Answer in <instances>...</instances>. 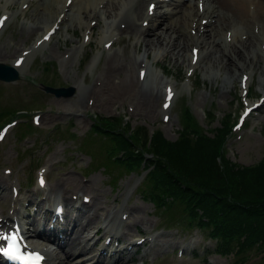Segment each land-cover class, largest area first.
<instances>
[{
  "label": "rangeland",
  "instance_id": "rangeland-1",
  "mask_svg": "<svg viewBox=\"0 0 264 264\" xmlns=\"http://www.w3.org/2000/svg\"><path fill=\"white\" fill-rule=\"evenodd\" d=\"M24 1L22 3L18 0H11L7 3V0H0V19L7 15L3 23L5 26L2 29L0 28V63L14 67L17 59L23 60L21 62L22 66H19L20 63L16 64L20 79L12 84L0 83V136H3L0 141V162L3 161L0 167V175L8 177L6 172L9 168V177L13 184L10 192L0 176V212L4 211L7 217H13L14 209L17 208L19 212L21 211L20 213H26L31 219L39 217L36 210L44 214L46 208H51L49 213H53L56 205L51 203L50 200L47 201L44 193L33 194L30 192L31 194H28V196L30 195L29 198L21 201L15 192V188L19 187L18 180L23 182L28 170L34 168L35 164L38 163L37 160L44 157L47 168L45 175H48L47 171L51 170L52 163L48 166L47 160L54 156V163L62 161L61 164L66 163L68 165V168L65 166V170L71 169L70 172H72H65L64 168H58L55 174V182L62 178L69 185L68 192L78 198L75 199L76 209L70 213V221H73V223L76 220L84 222L80 218L83 211L94 214L93 210L100 209L94 214L98 224L96 223V226L89 229V231H82L83 233H81L83 242L89 243L90 250L96 251L94 254L105 249L110 251L107 254L108 258L106 257L102 261L103 263L111 260L116 251L127 258H131L124 259L122 264H264V248L259 245L252 246L250 250L240 253L217 254L215 243L206 227H199L196 222H193L194 229H188L185 226L182 208L177 201H167V206L164 208L156 207L150 201L144 202L143 199H146L149 187L154 186L155 183L149 180L148 182L143 181L146 172L141 166L129 165V168H125L123 163L126 162L121 163V161L113 159L112 150L115 151L114 156L117 158L122 156L123 151L116 148V143L105 137L104 134L96 135L95 130L91 131L93 116L100 114L99 121H107L112 117L116 123L123 121L124 124H127L128 122L134 129L144 127L150 132L157 129L161 130L168 140L177 141L180 130V113L189 109L200 124L204 128H208L205 114L212 112L217 119L213 121L211 128L219 127L222 117L225 115H227L226 120L237 123V128L227 146V154L230 160L239 165L259 163L264 158V110L262 109L256 116H251L244 121H242V115L244 110L250 106L249 103H256L264 93V85L260 86L261 73L264 71L263 51L261 50L263 41L260 40V37L256 43L257 51L262 58L258 63L259 68L249 67L240 70L239 67L230 65L231 60L222 54L219 48L217 50L216 42L219 43V41L214 38H221L222 40L227 33L224 32L226 29L218 35L215 34L212 36L214 38L211 37V39H209V35H205L203 38L193 37L196 33L195 30H190L193 28L192 18L194 16H191L192 12H189L190 19H181L179 22V16L176 26L180 25V28H177L179 32L187 33L195 41L209 42L205 49H201L202 47L200 48L192 42L188 44L187 53L189 56H191V50L196 49L197 46V49L203 50L198 55L200 62L196 65L197 62L194 63V59L190 60L187 56L182 59L181 57L178 59L173 57L168 49L165 50L167 56H164V49L159 47L153 48L154 51L151 53L152 50L147 52L144 44H142L135 52L136 38L128 34L120 35L114 30L115 27L110 26L109 29L107 21L111 20L108 18H104L105 21L98 22L93 20L91 16L89 23L87 22L82 27L74 21L73 15L69 19H72L71 21L61 20V18L55 21V10L57 11L61 7V5H58L57 0H53L52 10H49L50 8L46 6L47 0ZM119 1L128 2V0H118L117 2ZM127 10L124 15L128 12ZM37 15L40 18L38 20L40 28L36 27L32 20ZM61 16L63 17V15ZM252 23L248 28L244 25H241L244 27H240L239 24L238 37L244 35L245 38L242 36L244 39L248 40L249 38L251 40L254 38L251 29L255 35H257L256 31L259 28L264 29V19L258 21L259 26L256 25L258 28ZM90 24L92 30H90ZM164 24H167L166 21ZM46 26L59 30L51 36L52 40L47 41L49 42L48 45L43 42V46H38L39 41L44 40V36L48 33L45 29ZM87 27L90 29L85 31ZM161 27L163 25L160 23L155 32L161 33ZM145 28H148V26H145ZM110 30L114 31V35L111 34L112 31ZM115 35H118L119 39L118 37L114 39ZM176 36L177 34L173 35V39ZM150 37L154 38L155 35H150ZM84 40L89 42L87 43ZM111 40L113 42L116 40V43L118 42L120 46L115 43L112 46ZM132 41H136L134 46L131 44ZM209 45L212 48H209ZM231 49H235V46H232ZM25 51L29 53L27 59H20L27 54ZM110 51H115L114 54L116 53L115 55H117L120 63L129 62L135 58L139 60L140 66L142 60L144 61V63H141V68L134 71L135 84L138 80L137 88L143 93H154L157 96H163V100L160 99L159 108H156L158 117L152 115L147 117L146 113L143 114L145 117L139 116L141 115L139 113L137 115L136 112L131 110V105L134 104L131 99H118L110 109L104 108L102 98L99 99L98 106L94 108L83 109L80 106L78 100L81 99L80 93L84 90L76 91V87L83 88L85 80L88 84L86 89H88L100 79L105 68L104 63L107 57L111 55L105 54ZM123 52L129 58H125ZM156 55L158 56L156 57ZM87 56L89 57L87 58ZM162 56H164L163 60H161ZM222 59L224 60L223 63L236 70V75L233 78L225 66L222 65ZM161 64H163L166 71L173 74L165 75L158 68V66L161 67ZM144 70H147L146 79L141 78V71ZM243 74L252 77L249 85L251 87H249V97H247V89L242 88ZM38 82L70 88L73 90V94L70 97L57 98L54 94L44 90ZM169 90L172 92L170 99ZM63 100L66 106L65 114L63 109L59 107V102ZM128 101L130 104H128ZM121 102L127 104L118 105ZM90 110L97 113L89 112ZM48 115L50 117H46ZM40 117H46L48 121L43 122L41 119V125L37 128L36 124L39 121L34 119ZM28 119H31V122ZM7 123L10 124V127L4 129L3 127ZM91 139L96 149L100 148L103 152L92 151L86 146V141ZM20 141L24 143L20 144ZM24 151L27 152L26 156L28 157L22 160L21 155ZM107 152L108 156L106 155ZM84 153L93 154V161ZM7 163H9V166L15 165L16 171L13 177L11 176V168H6ZM22 164H27L24 172V168H19ZM103 164H105V168L101 167ZM70 175L75 178L74 184L68 179ZM86 177L89 178L88 182L80 180ZM13 178L17 179L15 183L12 181ZM91 180H95L96 183L92 186L100 191L96 207L94 204L91 205L92 198L91 195L87 194L88 192L75 190L70 185L72 184L74 187L76 182L91 185ZM49 183L50 181H47L46 185L48 186ZM35 185H38V183L35 182ZM52 186H54V183L48 186L51 197L55 194V190L51 189ZM3 188L5 189V196H8L5 200L2 197ZM11 193L15 194L17 201L14 197H10ZM117 193L119 195L118 198L116 197L117 199L115 198L116 202L106 201L107 196L111 194V197H113ZM69 196L72 199V195L69 194ZM34 200L37 201L38 205L29 207L34 212L33 216V212L24 210V205L26 202L32 204ZM8 202L10 206L6 207L5 205ZM106 204L109 205L108 208ZM89 206L93 210L88 208ZM129 207L140 210V220H142L141 216L144 217L139 232H133L136 229L130 227L132 224L131 219L122 216L123 213H127L126 210ZM139 207H142L143 211ZM175 215L178 217L174 218ZM43 216H47V214ZM64 218L67 223V212H65ZM171 218L175 220L174 228L164 230L162 228L163 223ZM104 221H108L112 226L122 223V226L118 225L115 228L124 232L125 241L122 238L116 240L113 237L112 244L107 242L109 233L104 230L106 229ZM126 225L128 226L125 227ZM98 228L101 231L98 232ZM93 229H95V235L90 233ZM89 235L91 239L86 241L85 239ZM151 235H155L156 244L149 249L150 242L146 239ZM140 239H145L146 242L144 244L138 243L129 250L121 249L123 248L121 247L122 244L127 245L129 244L128 241H138ZM171 240L174 242L172 245L166 246V250H159L161 248L159 243ZM87 253H89V250L79 256ZM85 262L80 261L74 264H84Z\"/></svg>",
  "mask_w": 264,
  "mask_h": 264
},
{
  "label": "bare ground",
  "instance_id": "bare-ground-1",
  "mask_svg": "<svg viewBox=\"0 0 264 264\" xmlns=\"http://www.w3.org/2000/svg\"><path fill=\"white\" fill-rule=\"evenodd\" d=\"M18 1L22 2V0H18ZM105 1L106 0H73L72 5L68 6L67 4L68 0H65L64 5L58 8L57 11L55 10L56 17L54 16L55 17L54 19L55 21H58L62 17L61 15L63 14L62 20L64 19L69 20L71 18V15H73L74 21L77 22L78 25L83 27L84 25L87 24L89 20H91L90 19L91 16L93 17V19H97L98 22L103 21L104 18H108L111 20L114 16V19L110 22V26L115 27L114 30L118 32L120 35L128 34L136 38L137 45L135 46V52L138 51V47L140 45L144 44L147 52L156 47H159L160 49H164V50L168 49L171 51L170 52L171 55L173 57H177V59L180 57L182 59V58H185L186 56L189 57L190 60L194 59V55L191 54V56H189L187 53L188 44L191 42L193 44L196 43L197 45L202 47L201 49H205V47L209 44V42H205L203 40L195 41L187 33L184 34L182 31L179 32V30L176 27L178 20L171 22L170 25H166V27L161 33L154 34V30H152L154 23L152 25H150V23L152 22L158 23V21H164L166 19H169L172 15L170 14V10L162 11L159 14H157V12L153 13L150 10H144L142 6L144 7V2L148 0H138V3L136 0L135 7L131 8L129 11L127 10L128 11V14L126 13L127 16L126 14L124 15L127 7L122 2H117L118 0H110L104 3ZM150 1L152 2L151 4L155 3L154 0H150ZM9 2H11V0ZM52 2L53 0L46 1V6L50 8L49 10H52L53 8ZM207 2H211L213 4V11L211 12V15H214V17L216 18L213 20L208 19L207 25H209V23L211 22L215 23V28H214L215 33L205 34V35H209L210 37L209 39H211V37L214 36L215 34L218 35L219 32H221L222 30L226 29L228 32V30H231L234 28L233 27L234 24H232L233 16H231V13L235 14V21H236V26H237V36H238V30L240 28L238 26L239 24L242 23L247 28L248 26H250V23H249L250 21L246 20V19H249L250 17V12L248 9L250 1L248 0H207ZM101 5L103 7V10L97 8ZM191 16L193 17L192 18L193 28H196L198 31H201V28L203 29V31H209V28L207 25L202 27V24H201L202 21L201 22L194 21L195 18L198 16V14H195L194 12H192ZM204 19H207V18H204ZM263 19H264V15H262V20ZM32 20L36 27L38 28L41 27L39 26V22H38V20H40L39 15H37L35 19L32 18ZM3 23H4V19H3ZM145 23L149 24L148 28H145L144 26ZM1 25L2 24H0V26ZM49 27L50 26H46L45 29L47 31L51 30L52 27L50 28ZM256 28L258 27L256 26ZM110 31H112L111 34L114 35L113 34L114 31L113 30H110ZM171 31L173 32L170 33ZM152 34L155 35L154 38L150 37V35ZM175 34H177V36L175 39H173V35ZM205 35L204 34L201 35L200 38L204 37ZM227 37L228 35H226V37H223L222 40L221 38H214V37L212 38L219 41V43H217L216 40H214V42H216L217 44V50L219 48L220 52L231 60L232 63H230V65L239 67L240 70L243 68H249V67H252L253 69H258L259 68L258 63L260 62V60H262V58L259 56V53L257 51V46H256L258 38L254 36V38L252 37L253 39L251 40H249L248 38L249 41H243L242 38L238 39V41L237 40L236 41L239 44L237 45L235 43V49H231L232 46H230V44L233 43L235 39L228 42ZM209 48H212L211 45H209ZM202 51L203 50H200L199 53H202ZM123 56L125 58L126 57L129 58L125 52H123ZM235 59L237 62L235 61ZM199 60H200V57H198L197 61ZM223 61L224 60L222 59V65L225 66L226 70L233 78L236 75V70H233L230 67V65L223 63ZM141 63L139 66V60L135 58H133L129 62L125 61V63H120L118 61L117 55L115 54L107 57L106 62H105V68H104V71L100 79H98L88 89L81 91L80 93L81 99L78 100L80 102V106L83 109L94 108L95 106H98L97 103L99 99L102 98L103 99L102 105H104V108L110 109L112 106H114L115 102L118 99H124V100L131 99L134 101L133 107L136 113H139L141 115L146 113L145 115L147 117L148 115L155 116L157 113L156 108L160 104L161 96H157L154 93H143L139 91V89L137 88L138 80L135 84L134 71L141 68L142 66ZM14 67L15 69H17L16 65ZM243 78H247L246 86L250 87L249 85H250V81L252 77L244 75ZM116 79H118V81L120 82L117 83L118 81H116ZM263 85H264V71L261 73V79H260V86H263ZM121 103H125V102H121ZM59 107L60 109H63V112L65 114L66 106H65L64 100L59 102ZM46 117H50V116L48 115ZM46 117L41 118L43 122L48 121ZM68 179L74 184L75 182L74 176L70 175ZM3 181L5 185L8 187L10 183V178L6 177V179H4ZM55 183L56 185L53 186L52 189L58 188V190H60L63 193V197H62L63 201L66 200L67 202H69L67 200L68 197L66 196V194H64V191L66 190L68 184L64 182L62 178L57 180ZM90 183L91 185H86L85 183L76 182L74 189L79 190V191L85 190L86 192H88L87 194L90 193L91 197L94 198L92 201L95 200L94 206L96 207L97 199L100 197V194H99L100 191L98 189H95L94 186H92V184L96 183L95 180H91ZM41 189L44 191V193L47 194L46 196L48 198L50 196V192H48V190L45 188L41 187ZM35 192L36 193L39 192V188H37ZM2 193H3L2 197H4V200L7 199L8 196H5L6 194H4L5 193L4 188H3ZM56 197H58V195H56ZM57 201L59 202V197ZM65 204L66 206H69V204L67 203ZM106 205L108 208L109 205L108 204ZM126 211L127 213L130 214V217H131L130 219L133 221L130 227L131 228L133 227L136 230L140 228V223L142 222V220L139 219L140 210H138V208H135V207H129ZM93 212L94 214L96 213V211H93ZM94 214H89L87 212H82L80 214V218H82L84 222L79 221V223L74 224L73 228L72 226L70 227L69 232H72L73 230L75 233L73 237L71 236L62 237V238L55 237V240L58 242V244H61L64 247L65 259L61 261V263H65V264L71 263L72 257L74 256V254H76L79 251L78 245L80 244L81 232L86 228L91 229L97 223V218ZM26 224L28 225V227H33L34 229H37V224L33 220L26 222ZM100 230L101 229H99V231ZM108 232L110 233V236L112 237L113 236L120 237L122 235V233L118 229H109ZM70 234L71 233H69V235ZM123 260H124V257L122 255H119L112 264H120V263L122 264ZM57 261H58L57 259L53 258L49 264H56Z\"/></svg>",
  "mask_w": 264,
  "mask_h": 264
},
{
  "label": "trees",
  "instance_id": "trees-1",
  "mask_svg": "<svg viewBox=\"0 0 264 264\" xmlns=\"http://www.w3.org/2000/svg\"><path fill=\"white\" fill-rule=\"evenodd\" d=\"M121 144L123 145V147L125 149H128V145L126 143V141L124 140H121ZM148 142L147 140L145 141V145H147ZM193 167L191 166V169ZM246 176H245V179L247 180V184L242 186L241 188V184H233L231 185L230 187H226L225 186V183H224V180H222V176H221V172L220 170L218 169V167H215L214 170H213V180H212V188L211 190L213 192H216V193H227V192H230V191H234V192H237V191H240L242 190V196L243 197H251V196H257L259 195V192L262 193V190L261 188L264 187V170H261L260 171V176H258V172L256 169H248L246 172H245ZM197 178V172L196 170H193L192 171V180L194 181L195 179Z\"/></svg>",
  "mask_w": 264,
  "mask_h": 264
},
{
  "label": "snow or ice",
  "instance_id": "snow-or-ice-1",
  "mask_svg": "<svg viewBox=\"0 0 264 264\" xmlns=\"http://www.w3.org/2000/svg\"><path fill=\"white\" fill-rule=\"evenodd\" d=\"M71 0H69V3ZM152 6H150V11H151ZM0 24H3V19H0ZM45 39H48V37H45ZM194 60L193 62L195 63V55H196V50H194ZM143 73H141V78H143ZM172 96L171 90H169V99ZM247 115V113H245ZM43 183V181H42ZM0 240H3L6 242V247L3 249H0V252H3L5 254H8L11 259L14 260H19L20 256L22 255V252L20 251V244H21V239L19 237V233H11V234H5V235H0ZM40 257L36 256L35 259L32 261V264H39Z\"/></svg>",
  "mask_w": 264,
  "mask_h": 264
},
{
  "label": "water",
  "instance_id": "water-1",
  "mask_svg": "<svg viewBox=\"0 0 264 264\" xmlns=\"http://www.w3.org/2000/svg\"><path fill=\"white\" fill-rule=\"evenodd\" d=\"M0 78L4 79L6 81H12L18 78L17 74L12 71L11 69H7L5 67L0 66ZM3 74V75H2ZM59 94L62 93V91L58 92Z\"/></svg>",
  "mask_w": 264,
  "mask_h": 264
}]
</instances>
